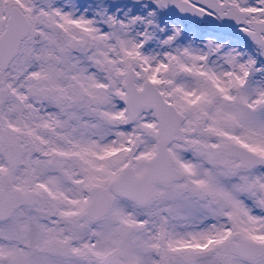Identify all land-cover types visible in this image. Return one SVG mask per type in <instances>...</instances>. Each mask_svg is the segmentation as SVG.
Masks as SVG:
<instances>
[{"label":"snow or ice","instance_id":"obj_1","mask_svg":"<svg viewBox=\"0 0 264 264\" xmlns=\"http://www.w3.org/2000/svg\"><path fill=\"white\" fill-rule=\"evenodd\" d=\"M0 264H264V0H0Z\"/></svg>","mask_w":264,"mask_h":264}]
</instances>
